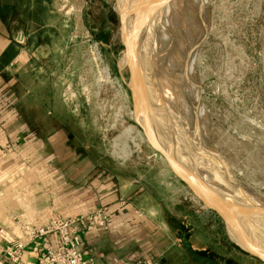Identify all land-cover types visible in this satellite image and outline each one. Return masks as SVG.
Listing matches in <instances>:
<instances>
[{
    "label": "rangeland",
    "instance_id": "rangeland-1",
    "mask_svg": "<svg viewBox=\"0 0 264 264\" xmlns=\"http://www.w3.org/2000/svg\"><path fill=\"white\" fill-rule=\"evenodd\" d=\"M75 2L70 0L69 6L78 8L79 15L67 27L68 39L49 43L37 60L40 67L25 81L37 101L52 99L45 112L41 106H27L32 126L44 135L61 128L72 150L92 163L79 176H64L61 181L70 190L92 180L110 184L115 199L102 205L113 213L132 209L163 217L165 208L181 215L197 213L209 224L206 233L196 231L198 240L216 246L221 243L223 248L218 246V251L241 264H264L247 251H227L230 243H236L223 221L208 212L136 122L119 0ZM168 5L172 9L169 27L161 22ZM148 6V0L133 1L138 16L136 24H130L131 38L136 36L139 53L143 39L146 45L149 41V50L156 40L160 43L156 55L149 58L150 80L154 86L161 81L170 92L164 90L156 101L172 124L179 122L185 129L187 142L178 136L180 142L200 148L202 141L208 149L210 172H203L199 163L193 165L196 178L201 172L215 194L225 188L224 177L239 199H251L263 212L264 0H162L157 8L153 3L152 14ZM136 97L141 117L143 99ZM44 113L47 117L40 115ZM168 133L165 129L161 137ZM178 199L181 202L175 206ZM117 202L123 203L116 209ZM194 221L190 224L201 223Z\"/></svg>",
    "mask_w": 264,
    "mask_h": 264
},
{
    "label": "crops",
    "instance_id": "crops-1",
    "mask_svg": "<svg viewBox=\"0 0 264 264\" xmlns=\"http://www.w3.org/2000/svg\"><path fill=\"white\" fill-rule=\"evenodd\" d=\"M69 1L0 0V264L36 261L39 249L28 242L26 227L47 226L56 217L84 213L115 199L113 186L101 185L99 180L70 190V185L61 181L63 177L73 179L92 163L84 162L83 153L72 150L61 128L46 135L32 129V117L26 111L27 106L37 105L45 112L44 107L51 104V97L37 101L25 81L40 67L37 60L49 43L68 39L67 27L79 15ZM180 202L178 199L174 205ZM122 203H115V208ZM124 210L115 211L109 225L84 235L85 249L98 264H135L148 256L160 264H200L170 221L187 219L190 225L195 215L201 221L197 213L181 215L165 208L164 216L159 217ZM195 224L188 241L192 249L204 252L213 242H201L196 231L206 233L209 224ZM43 239L52 242L51 237ZM13 240L28 243L17 262L5 250ZM217 246L223 248L221 243Z\"/></svg>",
    "mask_w": 264,
    "mask_h": 264
},
{
    "label": "water",
    "instance_id": "water-1",
    "mask_svg": "<svg viewBox=\"0 0 264 264\" xmlns=\"http://www.w3.org/2000/svg\"><path fill=\"white\" fill-rule=\"evenodd\" d=\"M133 1L135 2L136 0H119V12L121 21L120 31L122 36V42L125 46L126 51L125 56L131 59V61L127 60L131 76V82H133L135 87L140 91V94L143 99L144 110L150 118L148 123L145 124L142 118L140 117L136 102L137 97L134 92V89L130 85L132 97L135 102L136 122L143 129L149 144L153 147V149H155L165 158L174 173L189 187V189L198 197V199L203 203L206 208L215 212L222 219L229 234L230 231H232L234 235L246 247L242 246L240 243L236 242L231 237L232 240L243 250L264 260L261 255L253 252L254 249L255 251L257 250L264 253V234L258 233L255 229V226L249 221H247L245 217L246 202L252 208L254 216L258 218L263 228L264 211L260 212L261 209H259V207H257V205L247 197L239 199L235 192H233V194L231 193V195L229 196L231 205L228 206L225 203L218 202L211 195L209 188V180L205 178V176L202 175L201 172L199 173L198 178H193L189 172L187 162L168 152L167 148L160 141H158L155 135V128L157 125H160L163 129L172 132L174 135L177 136V138L179 136L180 139H182L183 141L185 140V142H187V140L184 139L185 137L183 136V132L186 133V131L179 122L172 124L171 120L167 116H165L159 108H157V105H155V103L151 102L150 98H148L146 95L147 92L145 93L144 91L146 83L144 77L141 74L142 70L139 67V64H141V59H137L134 54L135 51L130 34V24L132 22L135 25V20L138 16V13L137 15L134 14V10L132 9ZM178 141L180 140L178 139ZM199 143L200 148H198V146L194 145L193 143L191 144V148H189V145L187 148L193 149V151H195L196 154L200 156V163L204 169L203 172L208 173V171L210 172L211 169V164L209 162L207 154L208 149L205 148L204 142L201 141Z\"/></svg>",
    "mask_w": 264,
    "mask_h": 264
},
{
    "label": "built area",
    "instance_id": "built-area-1",
    "mask_svg": "<svg viewBox=\"0 0 264 264\" xmlns=\"http://www.w3.org/2000/svg\"><path fill=\"white\" fill-rule=\"evenodd\" d=\"M108 72V79L111 80ZM113 81V79H112ZM113 211L106 205L71 216H60L47 226L26 227L29 243H35L39 255L33 264H98L84 246V235L102 225H109ZM43 237H51L52 242ZM28 243L21 240L8 241L6 252L19 261ZM135 264H160L153 256L144 257Z\"/></svg>",
    "mask_w": 264,
    "mask_h": 264
},
{
    "label": "bare ground",
    "instance_id": "bare-ground-1",
    "mask_svg": "<svg viewBox=\"0 0 264 264\" xmlns=\"http://www.w3.org/2000/svg\"><path fill=\"white\" fill-rule=\"evenodd\" d=\"M191 17V16H190ZM197 22V21H196ZM166 23V22H165ZM192 24V23H191ZM162 26V25H161ZM138 33V32H137ZM134 34V36L136 35V33L134 32L133 33ZM139 35V34H138ZM199 35V34H198ZM136 39V36L132 39V41H133V46H134V50H135V52H137V54H138V56H139V58L141 59V63H142V53H141V51H140V53H139V50L136 48L135 49V47H136V43H135V40ZM140 40V39H139ZM153 41V40H152ZM184 41V40H183ZM138 42V41H137ZM141 42H142V40H141ZM139 45V44H138ZM142 50V49H141ZM144 50V49H143ZM144 53V52H143ZM144 57H145V55H144ZM143 60H144V58H143ZM139 67H140V69L142 70V76L144 77V79H145V83H146V86H145V89H144V91H145V93H146V95H147V97L149 98V96H150V94H151V91H153L152 90V88H151V84H150V76H152L151 75V71H150V69H148V67L145 69V74H144V70H143V67H142V65H140L139 64ZM133 83V82H132ZM148 87H150V89L148 88ZM133 89H134V91H135V93L136 94H138V95H140L141 96V94H140V91L135 87V85H134V83H133ZM154 92V91H153ZM159 96H161L160 94H159ZM169 97H170V101L171 102H173V100L171 99V95L169 94L168 95ZM183 97V96H182ZM141 98H142V96H141ZM152 99V98H151ZM191 99V98H190ZM188 100V99H187ZM136 102H137V106L138 105H140V103H139V101L138 100H136ZM142 102H143V100H142ZM185 102H186V100H185ZM185 104L183 103V106H184ZM182 106V107H183ZM142 108H143V111H142V114H141V118H142V120L144 121V122H146V124L148 123V121L150 120V118H149V116L146 114V112H145V110H144V104H142ZM183 110H184V108H183ZM183 112V111H182ZM187 117V116H186ZM184 119V118H183ZM193 119V118H192ZM196 126V125H195ZM192 127V126H191ZM193 128V127H192ZM163 132H164V130H163V128L160 126V125H157L156 126V128H155V135H156V137H157V139H158V141H160L166 148H167V150H168V152H170L171 154H173L174 156H176V157H179L181 160H184V161H191V159H192V162L190 163L189 162V165H188V163H187V165H188V167H189V172H190V174H191V176L193 177V178H196V176H195V174H194V171H193V169H192V166L194 165V167L199 163L200 165H201V163H200V156L199 155H197L194 151H192V150H190L189 148H187V146L186 145H188L187 143H185V142H180V141H178V138H177V136L176 135H174L172 132H170L169 131V133H168V136H166V137H161L162 135H163ZM203 133V132H202ZM203 136V135H202ZM197 138V137H196ZM162 139H163V141H162ZM197 142V141H196ZM195 143V142H194ZM198 143V142H197ZM195 145V144H194ZM189 149V150H188ZM181 150V151H180ZM188 157H189V159H188ZM191 158V159H190ZM213 165V164H212ZM223 181H224V184H223V186L225 187V188H223V190H222V188H221V190H220V193L218 192V193H216L215 192V194H212L213 192L210 190V192H212L211 193V195L218 201V202H220V203H225L226 205H231V201H230V199H229V196L231 195V193L233 194V189L230 187V183L229 182H227V180H224V177H223ZM224 190H227L228 192L227 193H225L226 191H224ZM245 217H246V219H247V221H249L250 223H252L254 226H255V229H256V231L258 232V233H260V234H264V228H263V226L261 225V222L258 220V218H256L255 216H254V212H253V210H252V208L248 205L247 207H245ZM230 236L236 241V242H238V243H240L242 246H244V247H246L235 235H234V233L232 232V231H230ZM253 252H256L257 254H260L261 255V257H263L264 258V253H262V252H260V251H255L254 249H253Z\"/></svg>",
    "mask_w": 264,
    "mask_h": 264
},
{
    "label": "trees",
    "instance_id": "trees-1",
    "mask_svg": "<svg viewBox=\"0 0 264 264\" xmlns=\"http://www.w3.org/2000/svg\"><path fill=\"white\" fill-rule=\"evenodd\" d=\"M30 124L32 122H29ZM32 129L37 130V128L33 125ZM208 212L213 213L214 215L216 214L215 212L209 210ZM216 216L221 220L222 219L216 214ZM196 219V215L194 216ZM207 220H211L210 218H207ZM172 226L177 230L179 237L184 240V242L186 244H188V249L190 251V253L200 262V264H241L235 257H226L223 255V253H221V251H218L217 247L215 245V243H213V245L209 246V249L201 252L199 250H194L192 249V246L190 245L188 239H189V231H194L196 229V227L194 226V224H190L187 225L188 220L185 219L183 221L178 220L177 218H172L170 219ZM192 229V230H191ZM192 231V232H193ZM230 247L228 248V251L230 249H236L242 253H247L245 250H243L242 248H240L238 245L234 244V243H230L229 244Z\"/></svg>",
    "mask_w": 264,
    "mask_h": 264
},
{
    "label": "flooded vegetation",
    "instance_id": "flooded-vegetation-1",
    "mask_svg": "<svg viewBox=\"0 0 264 264\" xmlns=\"http://www.w3.org/2000/svg\"><path fill=\"white\" fill-rule=\"evenodd\" d=\"M150 1L151 0H148V3H149V5L150 6H148V8L150 9V11H149V9H148V12L150 13V14H152L154 11H153V8H157V5L158 4H160V3H162V0H152L151 1V3H150ZM173 1H175V0H173ZM199 2V0H196V3H198ZM153 3H154V6H153ZM174 3V2H173ZM168 4V3H167ZM155 8V9H156ZM172 9H171V7L168 5L167 7H166V9L164 10V14H163V19H161V22L162 23H164V25L165 26H170V19H171V11ZM153 11V12H152ZM166 22V23H165ZM169 30V29H168ZM169 32H170V30H169ZM169 32H168V34L166 33L165 34V37L166 36H168L169 35ZM142 37H145V32H144V30H143V32H142ZM143 39V38H142ZM157 41V42H156ZM155 42H153L152 43V47H151V49L149 50V41L147 42V45H146V42L144 41V39H143V46H142V63H143V70H144V74H145V69L148 67V69H150V66H149V58L151 57V58H153L155 55H156V53L158 52V50H159V47H160V43H159V41L158 40H156ZM156 43V44H155ZM144 49V50H143ZM144 52V53H143ZM144 55H145V57H144ZM148 56V57H147ZM143 58H144V60H143ZM127 59H128V61H131V59H129L128 57H127ZM126 67L128 68V71H129V66H128V64L126 65ZM118 69H119V72L121 71V69H120V67H118ZM150 71H152L151 69H150ZM130 73V72H129ZM151 75H152V72H151ZM122 78H123V80H124V77L122 76ZM150 84H151V88H152V90L154 91H151V94H150V96H149V98H150V100H151V102L152 103H155V105H157V101H156V96L158 97L159 96V94H162V92H163V94H164V90L167 92V93H170V92H168V89L166 88V86L164 85V83H162L161 81L156 85V86H154L152 83H151V80H150ZM149 89H150V87H148ZM168 95V94H167ZM152 98V99H151ZM158 106H160V105H157V108H158ZM142 107V106H141ZM165 130V129H164Z\"/></svg>",
    "mask_w": 264,
    "mask_h": 264
}]
</instances>
